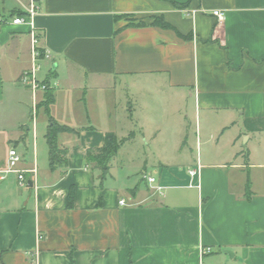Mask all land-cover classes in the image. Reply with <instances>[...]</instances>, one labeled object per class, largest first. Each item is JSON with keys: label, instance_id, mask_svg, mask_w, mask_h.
<instances>
[{"label": "crops", "instance_id": "crops-1", "mask_svg": "<svg viewBox=\"0 0 264 264\" xmlns=\"http://www.w3.org/2000/svg\"><path fill=\"white\" fill-rule=\"evenodd\" d=\"M14 1L9 15L30 0ZM34 1L54 95L45 112L76 132L57 135L66 162L54 170L48 158L38 164L35 141L26 156L30 126L8 130L2 111H38L44 91L33 101L19 81L32 66L29 25L0 24V140L8 145L0 170L11 147L20 167L36 169L25 174L32 186L20 187L14 173L0 179V264H264V130L243 125L264 119V0ZM217 9L222 20L211 13ZM154 17L169 26L152 24ZM140 20L146 25L135 26ZM62 96L69 105L59 118ZM153 103L177 122L169 139L158 127L148 131L150 119L138 114ZM189 113L205 138H196L189 157L179 146L187 161L176 169L168 152L180 145ZM107 132L123 142L100 185L86 151L101 148ZM138 145L156 160L149 170V155L139 159L144 185L137 176L130 182L135 171L127 165ZM184 147L193 148L187 140ZM202 247L211 252L202 255Z\"/></svg>", "mask_w": 264, "mask_h": 264}, {"label": "rangeland", "instance_id": "rangeland-1", "mask_svg": "<svg viewBox=\"0 0 264 264\" xmlns=\"http://www.w3.org/2000/svg\"><path fill=\"white\" fill-rule=\"evenodd\" d=\"M8 2H6V5L3 6V2L2 0H0V12H2V10H5V13L3 16H9V8L10 4L13 2H15L14 0H7ZM15 10H12V12ZM10 12V14L12 13ZM37 78L40 81H44L45 80V73H44V69L42 67V62H39V69L38 72L36 73ZM41 92V91H40ZM75 93V92H74ZM77 93V92H76ZM67 94H69V92H67ZM63 98L58 100L57 105H56V109H55V114L59 116V118H61V116L63 115V109L65 108V105H69L67 104L66 101V97L62 96ZM72 100H70L71 102ZM72 103V102H71ZM73 104L74 106H77L76 104V100H73ZM154 103L152 105V107L148 110L142 111L139 116L141 117H145V119H150V121H147L146 123V128H148L147 130H155V128H159V133H160V137L164 138V139H169L170 137V133L171 131L176 127V121L174 120V117L171 114H160L159 111H157L155 109ZM4 111H2L3 113V120L6 124V127L8 130H12L13 128L17 129V127L24 129V125L28 124L30 126V130L28 132V139H27V145H28V151L25 153L27 157H30L32 155V148H33V142L35 141V148L37 149V156H38V164L39 165H44L45 161H47L48 158V146L46 143V139H45V132L47 130V124H48V115L45 112V107L43 105L38 107V111H36V106L32 107V109L30 107H26L25 108V115L23 117H19L18 114L11 112V111H7L8 107L3 109ZM120 115V114H119ZM189 119L185 120V124H184V128H183V135L181 137V141L179 142L180 145H178V147L176 149L172 148L170 149L171 151L168 152V154L170 155V158H174L173 160V168L178 169L179 167L182 166H186V161H187V157H189L191 155V152L195 155L196 153V138L200 136H202V140H204L205 137H203V134L206 133L205 129H202V131L200 132L199 130H197L196 128V123H195V117L194 114L189 113L188 114ZM102 123L105 124V119H101ZM1 122V120H0ZM122 126H124V123H121ZM35 132V133H34ZM202 133V134H201ZM33 134H35V136H33ZM35 137V138H34ZM174 138L173 136L171 137V139ZM188 141L189 144L192 145V150H190L188 147H184L185 145V141ZM182 147L183 151H185L187 153V157L184 158V156H179L178 155V148ZM7 143L2 142L0 140V160H2L3 155L7 152ZM207 147V146H206ZM128 148H130V146H128L126 148L127 153L124 152V154L121 155L122 158H126L127 154H128ZM202 150L203 148H205V146L202 144ZM135 151V159L132 162L127 163L128 166L134 168L133 171L135 172H129L130 176H131V181L132 182V177L134 176L136 178L137 176V180H139V176H138V168L141 164H143V162H140L139 159L140 157L143 159V152H145V155H149V163H147V167L150 170V166L151 164L156 163V160H154V155L150 152L149 147L145 146V145H138V146H134ZM137 157V158H136ZM5 163V162H4ZM115 163H119L120 162H115ZM116 165V164H115ZM196 166V164H195ZM194 166V167H195ZM143 178H145V174L143 175ZM125 179V178H124ZM124 182V181H122ZM139 183L144 185V182L139 180Z\"/></svg>", "mask_w": 264, "mask_h": 264}, {"label": "trees", "instance_id": "trees-1", "mask_svg": "<svg viewBox=\"0 0 264 264\" xmlns=\"http://www.w3.org/2000/svg\"><path fill=\"white\" fill-rule=\"evenodd\" d=\"M23 15L24 11L21 9H16L11 13V15ZM152 24L159 25L163 27H168L169 24L162 20V18L154 17ZM146 25L143 21H137L135 26ZM41 53H43L42 47H38ZM44 82H47L44 80ZM54 95L50 88L44 90V99L42 104L45 106V110L48 111V106L53 102ZM49 124L47 126V131L45 133V139L48 146V161L49 168L51 170L56 169L57 166L63 165L66 162V149H62L57 144V135L61 132H76L74 129L58 124L51 115H49ZM244 128L247 131L255 132L264 130V119L263 118H246L243 120ZM123 140L116 137L115 133L107 132L105 134L104 144L98 149H88L86 151V161L93 163V168L99 170V182L101 185L102 180L105 178L111 160L115 157L118 148L120 147ZM246 196L250 195L249 181H246L244 186ZM74 197V189L70 188L68 193V204L71 205Z\"/></svg>", "mask_w": 264, "mask_h": 264}, {"label": "built area", "instance_id": "built-area-1", "mask_svg": "<svg viewBox=\"0 0 264 264\" xmlns=\"http://www.w3.org/2000/svg\"><path fill=\"white\" fill-rule=\"evenodd\" d=\"M24 14L23 15H9V16H3L0 15V24L3 23H12V24H27L30 27V34H31V57H32V66L29 70H24L20 77L19 81L30 88L32 93V99L35 100L36 93L38 91H44L47 88H50V85L47 82L40 81L37 78L36 72L39 69V61L42 58H48L49 55L46 52L41 53L39 50L38 45V39L36 30L34 29V18L38 14L39 11V5L34 1L30 0L29 3L26 5V7L23 9ZM215 17L222 20L224 18V11L223 10H213L211 12ZM22 163V157L17 152V150L14 147H11L8 150V157H7V166L5 169L0 170V179H4L7 174L14 173L16 175L17 183L20 187H26L28 185L27 178L25 174L27 172L35 173L36 169H25L20 167V164ZM200 168V164L197 163L195 167H190L187 170V173L190 177H193L198 169ZM145 179L149 184H154V188L160 195H163L164 187L158 183H156V179L152 176L145 175ZM121 204L124 203L123 200L120 201ZM211 248L210 247H202L201 253L202 255L210 253ZM32 264H35L32 262Z\"/></svg>", "mask_w": 264, "mask_h": 264}, {"label": "water", "instance_id": "water-1", "mask_svg": "<svg viewBox=\"0 0 264 264\" xmlns=\"http://www.w3.org/2000/svg\"><path fill=\"white\" fill-rule=\"evenodd\" d=\"M28 186H32V181L28 180Z\"/></svg>", "mask_w": 264, "mask_h": 264}]
</instances>
